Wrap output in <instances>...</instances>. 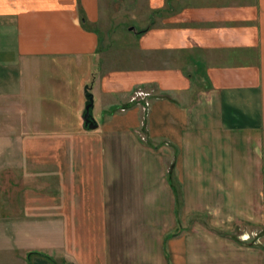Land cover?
I'll list each match as a JSON object with an SVG mask.
<instances>
[{
  "label": "crops",
  "instance_id": "0c3cea01",
  "mask_svg": "<svg viewBox=\"0 0 264 264\" xmlns=\"http://www.w3.org/2000/svg\"><path fill=\"white\" fill-rule=\"evenodd\" d=\"M146 6L144 26L103 41L99 0H0L9 264H264L263 247L216 235L264 224V0ZM136 91L149 97L131 102ZM90 136L97 146L76 152L70 141ZM54 176L58 197L6 193ZM194 218L208 226L185 229Z\"/></svg>",
  "mask_w": 264,
  "mask_h": 264
},
{
  "label": "rangeland",
  "instance_id": "374dc122",
  "mask_svg": "<svg viewBox=\"0 0 264 264\" xmlns=\"http://www.w3.org/2000/svg\"><path fill=\"white\" fill-rule=\"evenodd\" d=\"M100 1V21L97 24V29L99 30L100 37L105 41L106 36H122L127 34V31L131 27L141 28L144 26L143 17L146 11V0H99ZM129 33V32H128ZM103 45L105 43L103 42ZM144 130V129H143ZM72 147H75L76 152L80 147L95 148L97 146L98 140L93 137L73 139L70 141ZM42 145H50L53 147H62L66 145L65 140H43ZM9 146V143L7 144ZM59 159H62V155H57ZM56 156V157H57ZM45 157V156H44ZM84 157V156H83ZM90 158V156H87ZM57 159V162L59 161ZM61 161V160H60ZM72 163H75V168H78V154L72 155ZM171 166V165H170ZM74 168V169H75ZM44 182L51 183L52 186H47V184H40L36 189L32 186L29 180L26 179H12L9 181V186L7 187V194L14 195L16 197H26L31 196L36 193L42 196H53L58 197L62 194L61 178L51 177L49 179L42 178ZM169 179L174 187V191L180 198L181 187L177 181L176 175L170 171ZM5 186L0 187V191H3ZM181 199V198H180ZM27 204V203H26ZM180 207V203L178 202ZM25 205V204H23ZM2 212V211H1ZM193 223L202 224L207 227L206 218H194L186 223L185 229H190ZM209 229V228H208ZM232 232H216L218 237L228 239L234 243H239L248 246L249 248L263 247L264 248V224L262 226L254 227V225L244 224L233 228ZM211 230V229H210ZM212 231H214L212 229ZM25 242V240L23 241ZM2 249V248H1ZM5 250H0V263L9 264L16 263L18 258L15 255Z\"/></svg>",
  "mask_w": 264,
  "mask_h": 264
},
{
  "label": "water",
  "instance_id": "95a60500",
  "mask_svg": "<svg viewBox=\"0 0 264 264\" xmlns=\"http://www.w3.org/2000/svg\"><path fill=\"white\" fill-rule=\"evenodd\" d=\"M86 99H87V102H86L84 114L82 117L83 129L85 131H93V130L97 129L98 124L96 123V121L94 120V118L92 116V109H93L92 95L86 94Z\"/></svg>",
  "mask_w": 264,
  "mask_h": 264
},
{
  "label": "built area",
  "instance_id": "2783aa9c",
  "mask_svg": "<svg viewBox=\"0 0 264 264\" xmlns=\"http://www.w3.org/2000/svg\"><path fill=\"white\" fill-rule=\"evenodd\" d=\"M149 97V93L143 91H136L131 98V102H136L140 99H144ZM148 107V103L145 104Z\"/></svg>",
  "mask_w": 264,
  "mask_h": 264
},
{
  "label": "trees",
  "instance_id": "16d2710c",
  "mask_svg": "<svg viewBox=\"0 0 264 264\" xmlns=\"http://www.w3.org/2000/svg\"><path fill=\"white\" fill-rule=\"evenodd\" d=\"M168 180H169V182H170L172 188L174 189V187H173V185H172V183H171V181H170V179H169V176H168ZM174 190H175V189H174Z\"/></svg>",
  "mask_w": 264,
  "mask_h": 264
}]
</instances>
